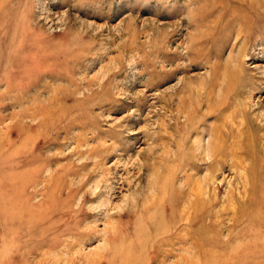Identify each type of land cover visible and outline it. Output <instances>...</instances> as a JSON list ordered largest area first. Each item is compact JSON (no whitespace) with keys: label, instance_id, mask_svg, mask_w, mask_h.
Returning <instances> with one entry per match:
<instances>
[{"label":"rangeland","instance_id":"rangeland-1","mask_svg":"<svg viewBox=\"0 0 264 264\" xmlns=\"http://www.w3.org/2000/svg\"><path fill=\"white\" fill-rule=\"evenodd\" d=\"M0 264H264V0H0Z\"/></svg>","mask_w":264,"mask_h":264}]
</instances>
